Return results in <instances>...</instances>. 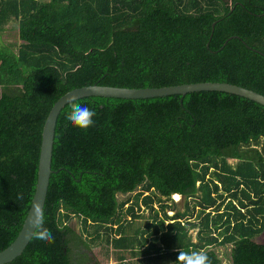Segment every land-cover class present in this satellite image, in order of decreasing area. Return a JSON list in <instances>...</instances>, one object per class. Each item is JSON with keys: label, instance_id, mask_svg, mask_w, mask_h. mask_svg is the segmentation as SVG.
Masks as SVG:
<instances>
[{"label": "trees", "instance_id": "1", "mask_svg": "<svg viewBox=\"0 0 264 264\" xmlns=\"http://www.w3.org/2000/svg\"><path fill=\"white\" fill-rule=\"evenodd\" d=\"M6 23L20 42L0 46V250L26 215L42 124L65 92L224 82L264 96V0H0V31ZM73 102L95 112L91 127L66 120ZM50 169L42 209L54 241L32 234L5 264H91L98 240L117 264L125 250L144 255L135 264H175L178 249L220 264L219 246L229 264H264V106L251 99L71 100L56 117ZM174 193L183 210L164 202ZM143 211L149 221L130 233Z\"/></svg>", "mask_w": 264, "mask_h": 264}, {"label": "water", "instance_id": "2", "mask_svg": "<svg viewBox=\"0 0 264 264\" xmlns=\"http://www.w3.org/2000/svg\"><path fill=\"white\" fill-rule=\"evenodd\" d=\"M199 90H216L237 94L251 99L264 106V96L241 86L224 82H196L183 83L173 86L127 88L104 85H87L71 89L62 94L50 107L42 124L40 143L37 159L36 182L30 205L15 238L5 248L0 250V264L10 262L20 254L32 235L29 227L33 205L43 206L46 189L48 185L50 169V158L54 125L59 110L68 102L88 95H99L115 98H152L171 94H185Z\"/></svg>", "mask_w": 264, "mask_h": 264}, {"label": "rangeland", "instance_id": "3", "mask_svg": "<svg viewBox=\"0 0 264 264\" xmlns=\"http://www.w3.org/2000/svg\"><path fill=\"white\" fill-rule=\"evenodd\" d=\"M3 30L0 32V46H2V42H20L18 40L17 37V31L16 29H13L12 27H10V25L8 23L4 24L3 26ZM142 88V87H141ZM228 162L232 163L235 160L234 159H228ZM123 199V198H122ZM164 202H166L169 206L171 205V202H173L176 206V209L178 210H183L184 209V205H183V201L181 199L180 196L172 194L170 196V200L169 199H163ZM192 199H190L189 201V206L192 205ZM173 208H167L166 214L167 215H171L173 213ZM194 213V212H193ZM148 211H143L142 217L139 219H134L132 220V227L130 229V233H132L133 229L136 226H140L142 227L145 220L149 221L150 217H148ZM195 214H192V216L194 217ZM72 225L75 229L78 228V224L75 221H72ZM195 231L196 229H190L188 231L189 235L191 236L192 240H195ZM255 241L259 242V243H263L264 244V231L261 232L256 238ZM217 255L220 258V264H229V260H228V246H219V247H215L214 248ZM89 256L91 257V264H117L118 260H117V256L118 254H116L115 251H113V249L109 246V244H105L103 241L98 240L95 243L91 244L90 248H89ZM121 255L123 256V261L126 262L127 264L132 263L135 264L137 262H139L140 258H144V255H139L137 253V251H135V254H131V252L129 250H125L121 252ZM149 264H161V263H157L156 260H151L149 262ZM164 264V263H163Z\"/></svg>", "mask_w": 264, "mask_h": 264}, {"label": "clouds", "instance_id": "4", "mask_svg": "<svg viewBox=\"0 0 264 264\" xmlns=\"http://www.w3.org/2000/svg\"><path fill=\"white\" fill-rule=\"evenodd\" d=\"M94 116L95 112L93 110L80 103L73 102L70 104V111L65 118L72 126L87 129L93 125ZM176 195L180 196L179 194ZM29 227L35 239L48 243L54 241L51 231L45 227L44 211L39 204L33 205ZM175 264H212V262L203 250L188 252L178 249Z\"/></svg>", "mask_w": 264, "mask_h": 264}, {"label": "bare ground", "instance_id": "5", "mask_svg": "<svg viewBox=\"0 0 264 264\" xmlns=\"http://www.w3.org/2000/svg\"><path fill=\"white\" fill-rule=\"evenodd\" d=\"M116 99V98H115ZM176 195V194H175Z\"/></svg>", "mask_w": 264, "mask_h": 264}, {"label": "crops", "instance_id": "6", "mask_svg": "<svg viewBox=\"0 0 264 264\" xmlns=\"http://www.w3.org/2000/svg\"><path fill=\"white\" fill-rule=\"evenodd\" d=\"M1 31H2V30H1ZM1 31H0V32H1Z\"/></svg>", "mask_w": 264, "mask_h": 264}]
</instances>
